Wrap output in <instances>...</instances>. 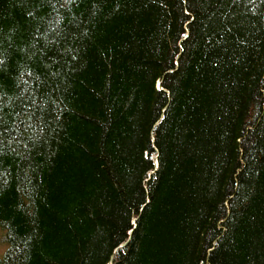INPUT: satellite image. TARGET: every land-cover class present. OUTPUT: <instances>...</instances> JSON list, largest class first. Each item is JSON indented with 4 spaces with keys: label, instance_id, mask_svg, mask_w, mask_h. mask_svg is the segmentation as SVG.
<instances>
[{
    "label": "trees",
    "instance_id": "trees-1",
    "mask_svg": "<svg viewBox=\"0 0 264 264\" xmlns=\"http://www.w3.org/2000/svg\"><path fill=\"white\" fill-rule=\"evenodd\" d=\"M0 264H264V0H0Z\"/></svg>",
    "mask_w": 264,
    "mask_h": 264
},
{
    "label": "rangeland",
    "instance_id": "rangeland-1",
    "mask_svg": "<svg viewBox=\"0 0 264 264\" xmlns=\"http://www.w3.org/2000/svg\"><path fill=\"white\" fill-rule=\"evenodd\" d=\"M3 250V245L0 244V252Z\"/></svg>",
    "mask_w": 264,
    "mask_h": 264
}]
</instances>
